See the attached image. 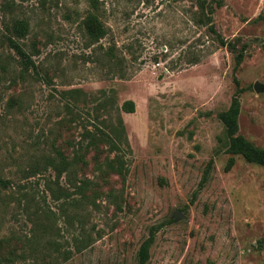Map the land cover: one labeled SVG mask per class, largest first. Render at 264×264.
I'll return each mask as SVG.
<instances>
[{"label":"rangeland","instance_id":"1","mask_svg":"<svg viewBox=\"0 0 264 264\" xmlns=\"http://www.w3.org/2000/svg\"><path fill=\"white\" fill-rule=\"evenodd\" d=\"M219 1L211 23L242 49L234 71L233 53L201 23L195 0H93L95 8L90 0H0V239L14 252L7 264H136L149 230L146 264H264V166L228 151L217 117L238 88L236 132L264 148V0ZM88 13L104 30L99 38L87 33ZM16 20L27 24L23 37L14 35ZM8 38L29 57L26 68ZM127 100L131 112L120 109ZM89 122L120 146L125 172L110 176L79 223L46 190L56 186L43 157L51 142L67 151L84 142ZM83 174L96 176L89 165ZM81 226L91 237L84 247ZM30 227L60 253L40 240L32 254Z\"/></svg>","mask_w":264,"mask_h":264},{"label":"trees","instance_id":"2","mask_svg":"<svg viewBox=\"0 0 264 264\" xmlns=\"http://www.w3.org/2000/svg\"><path fill=\"white\" fill-rule=\"evenodd\" d=\"M90 5L95 8L93 0H90ZM219 6V0H195V5L201 11L200 21L203 23L207 30L215 34V39L220 46H225L230 52L233 53L234 66L233 71L239 65L242 59V49H236L233 42L230 40L223 39L215 30L211 23V13L213 11V5ZM87 33L93 38H99L104 34V30L96 20L95 16L88 13L85 21ZM14 35L16 37H23L26 30L27 24L23 20H16L12 26ZM9 46L15 51L17 56L20 58L23 67L26 68L31 64L29 57L23 51L20 44L12 39L8 38ZM235 84L236 80L234 78ZM240 90L235 88L233 95L231 96L228 107L218 113L217 117L223 127V138L226 140L227 149L233 154L240 155L245 161L256 163L264 166V148H258L247 141L243 136L237 134L236 116L238 114V94ZM73 106L69 103H65L63 108L65 113L74 117L78 113L77 110L72 108ZM120 109L124 112H131L133 109L132 101H124ZM74 118H69V121H73ZM91 123V124H90ZM90 128H84L81 139L84 142H76L74 145L71 144L70 150L67 151L66 147L55 145L51 142L50 149L51 153L45 154L43 157V164L53 172L52 183L55 184L56 192L53 191L49 184L46 185V190L49 191L50 197L54 200L62 199L61 208L63 203L66 204L67 208H72L70 217L75 219L77 222H83L84 215L86 214L85 208L87 206L95 207L96 197L102 193L101 186L108 183L110 176L115 175L117 177H123L125 168L122 159V151L120 146L115 140L100 127L89 122ZM102 146L105 150L102 149ZM112 153L111 157H108V153ZM233 163V158L229 157L224 165V169L227 170ZM89 165V169L92 172H96L94 178H87L84 176L86 166ZM66 176L68 187L62 189L57 183V179L61 176ZM80 175V176H78ZM74 195V196H73ZM106 196H111V191L107 190ZM81 210V211H79ZM45 212L47 215L46 219L49 220L52 215V211L47 208ZM79 217L81 220H79ZM37 228V225L36 227ZM82 238L78 240V246L84 247L89 244L91 237L88 233H84L82 226ZM30 235L27 240L30 241V252L33 254L36 252V247L39 245L40 240L44 241L42 249H48L49 251L59 252L58 243L52 240L49 236L42 238L44 235L36 233L37 239H35V231L30 227ZM153 240V231L149 230L147 237L140 243L136 252V264H146L148 258L149 245ZM3 239H0V264H7L13 262V249L3 251L4 243ZM32 244V245H31ZM47 245V247H45ZM264 245V240H263ZM47 255V254H46Z\"/></svg>","mask_w":264,"mask_h":264},{"label":"water","instance_id":"3","mask_svg":"<svg viewBox=\"0 0 264 264\" xmlns=\"http://www.w3.org/2000/svg\"><path fill=\"white\" fill-rule=\"evenodd\" d=\"M253 88H256V84L255 83L253 84Z\"/></svg>","mask_w":264,"mask_h":264}]
</instances>
